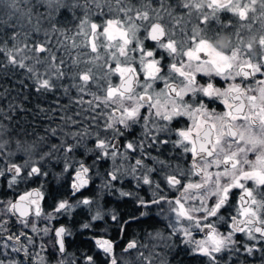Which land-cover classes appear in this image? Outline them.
I'll return each instance as SVG.
<instances>
[{"label": "snow or ice", "instance_id": "6c2138e0", "mask_svg": "<svg viewBox=\"0 0 264 264\" xmlns=\"http://www.w3.org/2000/svg\"><path fill=\"white\" fill-rule=\"evenodd\" d=\"M220 12L240 21L250 14L264 17V0H0V68L24 69L37 92L59 86L67 95L75 89L72 99L79 108L74 114L79 119L62 118L70 130H62L59 143H18L27 157L23 163L11 159L15 153L4 152L7 142H0V177L8 188L48 176L45 165L55 160L63 161L56 191L61 180L69 190L51 211L42 208L40 189L0 200V264H50L43 255L49 233H54L52 256H64L72 231L53 221L71 219L76 209L92 213L97 201L77 197L93 182V169L107 160L112 168L100 187L131 176L136 188L148 187L151 198L130 191L120 195H135L146 209L156 206L168 222V236L157 231L150 239L169 247L168 241L182 234L206 264H221L222 253L241 248L249 256L264 253V79H256L264 76V34L245 41L237 33L236 44L213 35L210 24ZM66 80L71 84L65 86ZM101 219L97 204L82 228ZM196 231L203 239H194ZM95 243L103 264H151L152 252L141 251L148 245L135 239L120 254L114 241ZM84 264L96 260L86 255Z\"/></svg>", "mask_w": 264, "mask_h": 264}, {"label": "trees", "instance_id": "16d2710c", "mask_svg": "<svg viewBox=\"0 0 264 264\" xmlns=\"http://www.w3.org/2000/svg\"><path fill=\"white\" fill-rule=\"evenodd\" d=\"M24 77L27 76L22 74V69L0 68V121H3L4 136L11 143L30 141L41 146L48 144L49 147L51 144L59 143L63 131L70 130L62 119L68 117L69 113L66 94L58 89L52 92H37L33 87V82L28 77L24 82ZM53 129L57 132L55 136L52 134ZM71 130H75V126H71ZM76 155L79 158L81 153L77 152ZM86 159L88 163H91L92 157ZM13 160L17 161L21 158L17 155V158ZM99 165L100 163L94 168L97 170V175L93 169V182L82 190L77 198L88 197L97 200L103 219L91 221L92 226L84 229L82 224L90 221L93 211L90 214L87 209H76L71 219L62 216L59 220L53 221V224L63 223L71 229L72 235L66 237V253L73 256L77 262H84V257L88 255L95 258L96 264H103L104 253L96 248L94 237L102 236L114 241V250L120 254L129 241L133 239L143 241L145 237L142 236L151 229L166 230L163 227L164 223L152 214L141 215L144 210L146 212V208H141L135 195L121 196V191L109 189L104 194L100 187ZM62 166L63 161L56 163L52 160L50 164L45 165V169L49 171L48 176L40 180L32 178L19 182L11 189L6 186L4 179L1 180L0 200L14 199L30 186H40L45 196V199L40 201L42 208L51 211L56 199L69 194L67 180H61L63 187L59 192L56 191L60 187L56 174L61 171ZM124 187V192L134 193L131 187ZM142 192L143 196H146V192L144 190ZM113 215L117 217V220L112 219ZM121 227L124 229L123 232ZM180 246L178 239L172 244L167 254V261L170 264H206L205 258L186 253L181 250ZM221 256V264H238L235 262L242 261L244 257L241 253L222 254ZM18 258L22 259V256ZM47 260L55 261L56 259L51 252H48Z\"/></svg>", "mask_w": 264, "mask_h": 264}, {"label": "flooded vegetation", "instance_id": "af4514ba", "mask_svg": "<svg viewBox=\"0 0 264 264\" xmlns=\"http://www.w3.org/2000/svg\"><path fill=\"white\" fill-rule=\"evenodd\" d=\"M218 16H219V20L218 21H216V20L211 21L210 27L213 29V33L212 34L214 35L215 33L218 32L221 36H226V37L230 38L234 44L239 43V38L237 36V33H239V36L244 37L245 41H247V39L253 34H255L257 36H259L260 34H264V17H260L258 13L256 14L255 17H253L252 14H250L249 18L244 20V21H240L237 16H234L233 14L227 13V12H220V13H218ZM221 25H227V27L222 29ZM249 25H251V28L248 27ZM67 26L68 27H72V25H70V24L67 25ZM43 27H48V25L45 23L43 25ZM40 36H41V38H43V31H41ZM254 50L257 53H259L260 52L259 46L256 45ZM72 54L75 55V52H73ZM22 74H24L25 76L27 74L24 69H22ZM26 78L27 77H24V82L26 81ZM256 79H264V76H261L260 74H257ZM238 81H239V78H238ZM116 82H118V80ZM216 82H217L218 85L223 83L219 79H217ZM62 83L65 86H68V85L71 84V81L70 80H66V81H64ZM24 87H25V85H24ZM157 87L158 88L162 87V85H157ZM34 89H35V87H34ZM57 89L61 90L64 93L63 87H59L58 86ZM57 89H55V90H57ZM75 96H76V90L75 89H71V91L66 95V99L68 101V108H69L68 116H73L74 117V114L79 110L78 106L73 103V99L72 98L75 97ZM84 98H85V100L90 99L89 96H85ZM217 110L218 111H222L223 110V106L221 105ZM74 118H77V117H74ZM77 119H79V118H77ZM178 126H183V124L178 125ZM138 131L139 130L137 129V132ZM129 139H131V137H129ZM122 143H123V141H122ZM170 148H171V146H169V149ZM155 154L156 153L153 150V155H155ZM249 158L250 159H254L255 158L254 154L250 153L249 154ZM134 159H135L134 157L130 158L129 163H134ZM177 162L178 161H175L174 163H177ZM117 163H119V161H117ZM89 164H91V163H89ZM111 168H112V161L111 160H107V161H104V162L100 163V165H99V176H100V178L99 179H100V184L101 185L107 179V177L105 176V173L107 171L111 170ZM94 171H97V170L94 169ZM111 183H112L113 187L109 188V190L123 191L124 188H125L124 186H127V187H131L133 189L134 193H136L137 195H139L141 197H144L145 199H150L151 198L152 194H151L150 190L148 189V187L147 186H142L140 188H136L135 181L131 178V176H123L120 180H117V181H114V182H111ZM248 186L249 187L252 186V182L251 181L248 182ZM101 190L105 194V193H107L108 189H104V188L101 187ZM143 190L146 192V196H143V192H142ZM170 195H174V194H170ZM239 195H240V190L239 189L234 190V195L232 197L233 205L237 204ZM137 203H138V201H137ZM141 208H143V207H141ZM144 212H145V210H144ZM146 212H149L148 214H150V215L152 214L157 219H159L161 222H163L164 223L163 227L166 229V230H163V229H160V228H153L150 231H153V232L160 231L162 233L165 232V234L170 232V229L167 228V223L168 222L157 215L158 208L156 206H152L150 209H146ZM142 216H144V215H142ZM57 224H55V225H57ZM150 231H148V233ZM221 231H224L223 227H221ZM148 233H146V235L142 236V237H145V239L143 241H145L147 239L146 237H148L147 236ZM199 235L203 237V233H200L198 231L193 233V236L197 237ZM97 237H101L102 238V236H97ZM172 238H173V240H172L173 243L175 242V240L178 239V242L181 245L180 248H181L182 251H184L186 253H189V254H193L192 251H191V247L183 242L184 240H183V238H182V236L180 234H178L176 236H173ZM236 239L238 241H240V240L243 239V237L241 235H237ZM143 241H141V242H143ZM96 248L99 249L97 246H96ZM166 252H170V248H167ZM239 253H241L244 256L242 258L243 260L242 261L241 260H237L236 262L234 261L235 263H238V264H264V253H262V252H255L253 255L249 256V255L245 254L243 252L242 248H241V251ZM222 254H235V253L225 252V253H222ZM69 259H70V261H68L67 264H72V261L75 260L73 256H70ZM76 264H84V262H77L76 261Z\"/></svg>", "mask_w": 264, "mask_h": 264}, {"label": "rangeland", "instance_id": "374dc122", "mask_svg": "<svg viewBox=\"0 0 264 264\" xmlns=\"http://www.w3.org/2000/svg\"><path fill=\"white\" fill-rule=\"evenodd\" d=\"M4 19H8V17H3ZM35 23H36V21H35V19L33 20V24L35 25ZM27 77H28V79L30 80V81H32L30 78H29V76H28V74L26 75ZM33 82V81H32ZM1 120V119H0ZM3 122V121H2ZM1 121H0V142H4V141H6L7 142V144H6V146H5V148L3 149V151L4 152H13V153H15V155L14 156H12L11 157V159H15V158H17V155L18 156H20V158H21V160H17L16 162L17 163H23V159H26L27 157H26V155L22 152V151H18L17 150V144L19 143L20 145H23L24 147H27V146H29V145H32V144H37V143H35V142H27V141H23L22 143H20V142H15V143H11V142H9V140L6 138V136H4V133H3V131H4V129H3V123H2ZM37 145H39V144H37ZM95 174L97 175V171H95ZM5 180V178L4 177H0V183H1V180ZM39 180L40 179H42V177H39L38 178ZM5 182H6V180H5ZM33 188H35L36 190L37 189H40L41 190V187L40 186H30L29 188H27L26 190H24V191H22V192H20L14 199H16L17 197H19L21 194H24V193H26V192H29V191H31ZM13 199V200H14ZM97 201V200H96ZM97 204H98V201H97ZM97 204H93L92 205V211H93V213L92 214H94L95 213V211H96V207H97ZM99 205V204H98ZM45 223L46 222H44V221H37V226L38 227H40V228H43L44 226H45ZM54 226H56L55 224H54ZM27 231H30V229L29 230H27ZM149 233H155V232H153V231H150ZM148 233V234H149ZM170 233V232H169ZM169 233H167V234H165V232H163V235L164 236H168L169 235ZM181 236H182V234H180ZM148 236V235H147ZM52 237H54V235H53V233H49V235L48 236H46V237H44V240H43V243L45 244V248H46V251L43 253V255H45V257L46 258H48V252H52ZM194 237V239H196V240H200V239H203V237L202 236H193ZM103 239H106L105 237H102ZM147 239L145 240V241H143V242H139L140 244H147L148 245V247L147 248H145V249H141V251H143L144 252V254L145 255H147L150 251L152 252V261H151V264H170L168 261H167V254H168V252H166V249L167 248H171V246H172V244H173V242H172V240H173V238H171V240L170 241H168V243H169V247H164L163 246V243L162 242H158V241H155V240H152V239H150L149 238V236L148 237H146ZM182 238H183V240H184V237L182 236ZM147 242V243H146ZM39 243H41V241L39 240V237H37V244H39ZM49 244V245H48ZM47 245H48V247H47ZM153 245H155V248H153ZM97 246V245H96ZM190 246V245H189ZM191 247V246H190ZM165 249V250H164ZM37 249H34L33 251H36ZM125 255V257H127V255L126 254H124ZM69 257H70V255H69V253H66L64 256H62V257H55V261H50V263L51 264H56V261H57V259H64L65 260V264H67L68 263V261H70V259H69ZM134 257H135V251L133 252V255H132V257H129V258H131V259H134ZM145 264H147V262H145Z\"/></svg>", "mask_w": 264, "mask_h": 264}, {"label": "water", "instance_id": "95a60500", "mask_svg": "<svg viewBox=\"0 0 264 264\" xmlns=\"http://www.w3.org/2000/svg\"><path fill=\"white\" fill-rule=\"evenodd\" d=\"M32 190H36L35 188H33ZM31 190V191H32ZM61 225H63V223H58L55 227H59V226H61ZM53 235H54V233H53ZM98 238H101V237H94V241L96 240V239H98Z\"/></svg>", "mask_w": 264, "mask_h": 264}]
</instances>
